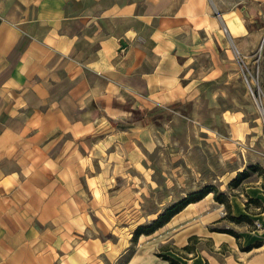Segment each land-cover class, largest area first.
<instances>
[{"label":"crops","instance_id":"crops-1","mask_svg":"<svg viewBox=\"0 0 264 264\" xmlns=\"http://www.w3.org/2000/svg\"><path fill=\"white\" fill-rule=\"evenodd\" d=\"M263 22L264 0H0V264L121 255L111 225L144 111L253 62ZM246 193L231 213L258 231L212 230L233 222L209 194L164 224L178 247L195 236L182 264H264V190ZM142 254L126 264L156 263Z\"/></svg>","mask_w":264,"mask_h":264},{"label":"rangeland","instance_id":"rangeland-1","mask_svg":"<svg viewBox=\"0 0 264 264\" xmlns=\"http://www.w3.org/2000/svg\"><path fill=\"white\" fill-rule=\"evenodd\" d=\"M261 29L253 62L240 61L234 75L205 91L144 111L149 125L137 136L132 158L126 159L129 182L120 194L124 211L117 205V212L126 216L113 219L111 230L116 237L109 234L113 241L119 235L127 246L105 264H126L139 244L155 264H170L166 256L173 264L186 263L192 252L168 240L173 228L163 225L132 240L135 228L150 226L167 208L205 189L213 198L218 192L227 198H244L247 207L246 191L264 190V22ZM242 172L246 176L234 184ZM219 213L224 218V205ZM249 224L242 221L230 226L235 234L241 225L251 232L262 228L258 219Z\"/></svg>","mask_w":264,"mask_h":264},{"label":"trees","instance_id":"trees-1","mask_svg":"<svg viewBox=\"0 0 264 264\" xmlns=\"http://www.w3.org/2000/svg\"><path fill=\"white\" fill-rule=\"evenodd\" d=\"M246 173L242 172L237 174V176L233 179V183L236 184L241 178L245 177ZM209 190L205 189L204 191L197 193L196 195H194L193 198L189 199V198H184L183 200H181L180 202L173 204L172 206H170L169 208H167L164 212H162L161 214L158 215V217L156 218V220L154 222H152V224L148 227H143V226H137L134 230V233L132 235V240H135L141 233H145V234H149L151 232H153L155 229L163 226L165 223H167L170 218L175 215L177 212H179L182 208H184L187 204L191 203V202H195L198 201L200 199H202ZM214 200L223 204L227 213L224 216V218H227L228 220L235 222V223H239V222H251V220L245 216V215H241V216H233L230 214V204L228 201L227 196L224 195V193L222 192H218L215 196H214ZM212 230L215 231H224V232H228L231 234L235 235V232L230 229V228H211ZM190 239H192V241H195V236L190 237ZM182 249L190 251V249H193V243L192 244H188L182 247ZM167 259H169L170 264H173V259L172 258H168V256H166Z\"/></svg>","mask_w":264,"mask_h":264},{"label":"water","instance_id":"water-1","mask_svg":"<svg viewBox=\"0 0 264 264\" xmlns=\"http://www.w3.org/2000/svg\"><path fill=\"white\" fill-rule=\"evenodd\" d=\"M120 43V48H123L126 46V42H124L123 40H119Z\"/></svg>","mask_w":264,"mask_h":264}]
</instances>
